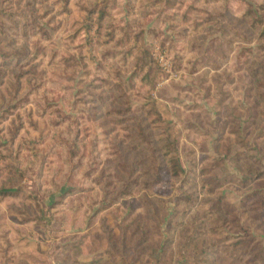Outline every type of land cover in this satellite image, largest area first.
Returning <instances> with one entry per match:
<instances>
[{
    "label": "rangeland",
    "instance_id": "rangeland-1",
    "mask_svg": "<svg viewBox=\"0 0 264 264\" xmlns=\"http://www.w3.org/2000/svg\"><path fill=\"white\" fill-rule=\"evenodd\" d=\"M0 23L27 51L1 61L0 264H264V0H0Z\"/></svg>",
    "mask_w": 264,
    "mask_h": 264
},
{
    "label": "trees",
    "instance_id": "trees-1",
    "mask_svg": "<svg viewBox=\"0 0 264 264\" xmlns=\"http://www.w3.org/2000/svg\"><path fill=\"white\" fill-rule=\"evenodd\" d=\"M69 2V0H64V5H67V3ZM92 13H94V12H92ZM105 17V14H104V12H101V15H100V19L102 20L103 18ZM248 17H250V13L248 14ZM27 18V17H26ZM253 19V18H252ZM257 20H250V23H251V28L252 29H255L257 26L255 25V22H256ZM257 23V22H256ZM29 26H28V24H27V19L23 22V25H22V31H23V33H24V37H26V33H27V28H28ZM11 31V28L9 27V26H7V25H5V24H3V23H0V35L1 36H4V37H6L7 36V34H8V32H10ZM12 49H16L15 51H12V52H4V51H2V50H0V85H1V83H2V79L5 77L4 76V73H5V71L4 70H2V68L4 67V66H1V65H3V64H1V61L2 62H4L5 61V59L4 60H2V57L3 58H8V59H10V60H8L7 62H9V61H16L17 62V64L20 62V61H22V60H24V59H26L27 58V51H26V49L22 46L21 48H16V47H14V48H12ZM11 62H9V64H10ZM8 63H6L5 65L7 66V65H9ZM5 68V67H4ZM13 76V75H12ZM19 79H21V77L20 76H16V75H14V80L16 81V90L19 88ZM172 159H170V161H171ZM173 161V160H172ZM175 163V162H174ZM170 171H171V173H172V175L173 176H179L180 174H182V171L175 165V164H173V163H170ZM76 193V191H75V189H72V190H69V192H67V194H75ZM110 254H111V252H109V253H106V254H104L103 255V257L98 261V260H96V261H92V262H90V263H82V264H101V262H103V261H105L104 260V258H105V256H110Z\"/></svg>",
    "mask_w": 264,
    "mask_h": 264
}]
</instances>
